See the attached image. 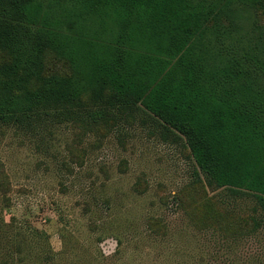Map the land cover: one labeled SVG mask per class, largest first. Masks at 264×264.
Instances as JSON below:
<instances>
[{
	"label": "rangeland",
	"instance_id": "1",
	"mask_svg": "<svg viewBox=\"0 0 264 264\" xmlns=\"http://www.w3.org/2000/svg\"><path fill=\"white\" fill-rule=\"evenodd\" d=\"M11 48L0 40V87L71 74L49 48L36 73L12 69ZM82 103L87 124L58 112L0 120V264H264L256 197L209 185L152 114L117 110L104 91Z\"/></svg>",
	"mask_w": 264,
	"mask_h": 264
},
{
	"label": "trees",
	"instance_id": "2",
	"mask_svg": "<svg viewBox=\"0 0 264 264\" xmlns=\"http://www.w3.org/2000/svg\"><path fill=\"white\" fill-rule=\"evenodd\" d=\"M261 12L264 0H0L12 69L36 73L47 48L71 67L35 89L2 83L0 120L58 112L87 124L82 97L108 92L115 109L183 136L209 185L253 195L264 214Z\"/></svg>",
	"mask_w": 264,
	"mask_h": 264
}]
</instances>
